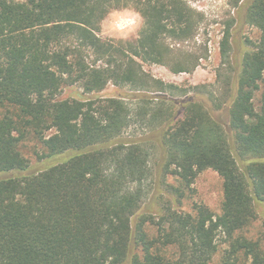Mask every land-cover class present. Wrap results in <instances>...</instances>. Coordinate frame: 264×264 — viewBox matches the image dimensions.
<instances>
[{"label": "trees", "instance_id": "1", "mask_svg": "<svg viewBox=\"0 0 264 264\" xmlns=\"http://www.w3.org/2000/svg\"><path fill=\"white\" fill-rule=\"evenodd\" d=\"M228 3L259 31L234 80L229 130L187 90L142 69L168 65L167 39L194 38L202 17L188 0H0V264H209L220 235L222 264H264L261 244L238 235L264 206V0ZM129 7L143 17L138 37L102 40L105 18ZM235 22L220 42L225 65ZM201 58L181 56L172 72L192 73ZM110 83L133 98L98 96ZM138 125L146 134L126 140ZM31 137L41 160L58 161L30 172L20 146ZM157 153L168 193L215 171L220 214L201 204L146 213Z\"/></svg>", "mask_w": 264, "mask_h": 264}, {"label": "rangeland", "instance_id": "2", "mask_svg": "<svg viewBox=\"0 0 264 264\" xmlns=\"http://www.w3.org/2000/svg\"><path fill=\"white\" fill-rule=\"evenodd\" d=\"M188 3L202 17L194 38L185 42L167 39L166 45L169 46L171 51L168 57V65L143 64L142 69L146 74H149L156 80L187 90L189 96H193L195 101L202 103L206 110H209L212 117L229 130L230 95L234 94V80L240 69L244 53L256 44L259 38V31L246 23V9L243 7L239 10L234 9L228 3V0H226L224 5H221L218 0H188ZM125 10L112 11L105 18L99 32V37L102 40L117 43L119 41H134L138 37L142 29V24L136 32L131 34L115 31L113 28L117 21V17L114 14L123 13ZM127 10L137 12L132 7L127 8ZM232 19H236V22L233 25L232 50L229 59L230 65H225L222 63L220 42L227 24ZM181 56L202 58L192 73L175 74L171 69L172 64L178 61ZM260 86L261 88L255 93L253 100L256 111L260 109L262 84ZM126 94L131 96L130 98H133L128 88L119 90L110 83L98 96L110 98ZM150 94L159 93L152 92ZM66 95H68V90L63 92V96ZM90 97L95 96L90 95ZM177 113L181 117L180 109H177ZM131 129L124 134L126 140L146 134L144 127L141 125L132 127ZM20 149L23 156L29 162L30 172H37L45 165L58 161L53 160L49 162L47 160H41L43 154L42 146L32 137L22 143ZM162 165L160 153H157L152 162V167L155 171L152 185L154 191L151 194V199L143 206L146 213L156 216V214L149 211L151 208L159 210L168 206L177 211L190 213L195 204H201L207 206L215 215L220 214L223 187L222 180L215 171L208 169L200 172L196 176L190 189L185 190L183 193L174 194L173 192L168 193L162 185L164 180ZM164 183L178 187L177 181L173 178H166ZM257 211L258 217L256 221L238 235L259 242L264 249V206L259 205ZM151 232L153 234L156 231L153 229ZM227 248L228 245L224 243V238L221 235L218 236V252L209 264H222L223 253ZM175 254V247L166 249V255L171 261H174ZM238 264L250 263L244 256H241Z\"/></svg>", "mask_w": 264, "mask_h": 264}, {"label": "clouds", "instance_id": "3", "mask_svg": "<svg viewBox=\"0 0 264 264\" xmlns=\"http://www.w3.org/2000/svg\"><path fill=\"white\" fill-rule=\"evenodd\" d=\"M221 5L226 3V0H218ZM117 21L113 28L115 31L127 32L129 34L136 32L139 26L143 23V17L140 13L133 10H125L123 13L114 14Z\"/></svg>", "mask_w": 264, "mask_h": 264}]
</instances>
